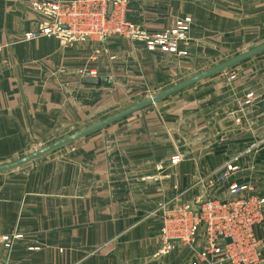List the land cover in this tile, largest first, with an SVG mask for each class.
Instances as JSON below:
<instances>
[{
	"label": "crops",
	"instance_id": "obj_1",
	"mask_svg": "<svg viewBox=\"0 0 264 264\" xmlns=\"http://www.w3.org/2000/svg\"><path fill=\"white\" fill-rule=\"evenodd\" d=\"M14 1L23 6L27 0ZM127 14L150 32L192 20L190 39L180 44L189 55L149 52L144 43L123 37L27 41L23 34L36 24L35 16L0 13V164L30 154L40 141L56 138L111 105L119 78L172 79L184 72L192 56L216 44L212 37L239 30L250 17L262 20L264 0H129ZM88 68L110 81L83 84L84 77H91L85 74ZM221 85L212 96L176 97L167 109L152 110V117L146 113L108 125L35 166L0 173V237L23 234L14 244L13 260L191 264L196 254L186 245L157 255L161 207L195 200L199 190L193 186L201 178L256 143L260 148L239 182L255 181L264 191V59ZM230 115L241 118V124L223 130L220 121ZM171 131L185 144L177 146ZM174 159L179 161L174 164ZM256 232L264 239V225Z\"/></svg>",
	"mask_w": 264,
	"mask_h": 264
},
{
	"label": "built area",
	"instance_id": "obj_2",
	"mask_svg": "<svg viewBox=\"0 0 264 264\" xmlns=\"http://www.w3.org/2000/svg\"><path fill=\"white\" fill-rule=\"evenodd\" d=\"M96 2L100 10L94 16H71L65 3L52 4L55 15L52 26L40 27L29 37L60 36L62 32L72 33L79 25L76 31L80 30L84 34L81 36L86 38L99 35L102 38L111 35L137 37L148 49L163 48L169 52L179 51L180 42L186 38V26L173 32L153 34L124 20V16H118L117 0ZM44 7L40 5L38 9ZM235 121L240 125L242 120L236 117ZM260 145L256 143L235 154L216 172L201 178L198 183L203 192L196 206L176 204L166 210L165 214L170 213L168 219L175 223L172 229L164 228L169 231L166 240H178L191 246L196 254L191 264H264V239L256 232L257 226L264 225V191L255 181L239 182L244 168H250L248 159Z\"/></svg>",
	"mask_w": 264,
	"mask_h": 264
},
{
	"label": "rangeland",
	"instance_id": "obj_3",
	"mask_svg": "<svg viewBox=\"0 0 264 264\" xmlns=\"http://www.w3.org/2000/svg\"><path fill=\"white\" fill-rule=\"evenodd\" d=\"M5 0H0V13H3L4 16H35V20L36 24L34 25L33 28L24 31L23 34V39L30 41V40H36V39H41V38H57L60 40H67L70 42H73L75 39L76 40H84V41H90V42H107L115 37H123V38H127V36H123V35H111L107 38H102L101 35L99 36H92L93 38H86L84 35L81 33V31L79 30V32L76 31L77 27L76 26L73 30L72 33L69 32H62L61 34H59L60 36H53L50 35L48 36V34L46 35H37V37H29L31 36V34L34 33L35 30H38L40 27H51L52 26V22H53V16L54 13L51 10V5L57 2H63L67 5L66 11L71 15V16H94V14L97 12V10L99 9V5L98 2H96V0H27L25 1L24 5H19L20 3H16L14 0L13 3L11 4H5L4 2ZM128 1L129 0H117L118 5H117V13L118 16H124V20L132 22L130 20L127 19L126 16H128L127 14V10H128ZM45 6L44 9L39 10L38 6ZM218 8H223V7H228L229 9H233L235 6H217ZM55 11V10H54ZM17 12L16 15L15 13ZM250 21L246 22L247 24H243L241 28L238 30H234L231 31L230 33H226V34H222L221 36H214L212 37L213 40H215L216 44H213V47H211L210 49H207V51H203L201 52V54L199 55H195L192 56L191 59H189V63L187 65V67L183 68L184 72H178L177 76H174L172 79H156L154 77H151V79H142L139 78L138 75H134V77H129V78H119L116 82L115 88L116 90H118V96H115L116 99L113 101V103L111 105L108 106V104H104L103 110L101 109V111L97 112V114H93V116H88L87 121L85 123L79 124L77 125L75 128H72L71 130H68L62 134H60L59 136H57L56 138L52 139V140H44V141H40L38 143L37 146H35V148L33 149L32 152H35L36 150L41 149L44 146H47L51 143H54L66 136H69L89 125H92L93 123L100 121L102 119L107 118L108 116H111L123 109H126L138 102H141L142 100H145L147 98H149L150 96H153L157 93H159L160 91L166 90L172 86H174L175 84H178L184 80H187L207 69H210L220 63H223L235 56H238L248 50H251L257 46H259L260 44L264 43V15L262 16V20H258L257 22L254 21L253 17H250ZM79 21V20H78ZM193 21L190 19L187 20H178L175 24V26L169 30H165V31H160V32H150V33H168V32H173L174 30H176L177 28H179L180 26H186L187 30H186V38L180 42V44L184 41H188L190 39V31H191V26H192ZM139 25V24H138ZM141 28H143L146 31L145 27H142L141 25H139ZM80 28V27H79ZM84 28V26L82 27ZM131 40L134 41H139L145 44L147 50L149 52H163V53H170V54H176V55H181V56H188V51L187 50H183L180 47L179 44V51L177 52H169L167 50H164L163 48H156L154 50L148 49L147 45L145 42L142 41V39L134 37V38H129ZM264 59V52L254 56L250 59H247L246 61H243L239 64H237L234 67H231L229 69H227L224 72H221L217 75H214L200 83H197L189 88H186L182 91H179L177 93H174L173 95L158 101L148 107H145L144 109L137 111L115 123H112L109 126H117L119 124H126L129 123L130 120H132L133 118H135L136 116H144L146 113L147 115L150 116H146V117H152V115H154L152 110H165L168 107L172 106L175 104V98L176 97H181V96H187L188 99L192 100L193 99H197L200 98L202 96H204L205 98L207 96H212L214 93H216V90L219 88H222L221 83H223V81L226 78H231L233 79H237L239 76V72L240 70L246 68L247 66H249L250 64H252L253 62H256L257 60L260 59ZM85 74L91 76V77H97L98 76V71L96 68H88L85 70ZM95 73V74H92ZM150 82H152V84H149ZM157 108H160L157 110ZM144 116V117H145ZM99 131L97 132L98 134H100ZM174 131H171V135ZM94 133L93 135H91L89 138H92L95 136ZM84 138V137H83ZM85 139H79L76 140L72 143H69L53 152H58V151H62V150H68V148H71L72 146H76L79 144V142H82ZM173 138V137H172ZM174 140V139H173ZM31 152V153H32ZM30 153V154H31ZM239 153L238 151H236L235 154ZM49 154H52L49 153ZM45 155L41 158H48L47 156L49 155ZM28 155V154H27ZM233 155V156H234ZM26 156V155H24ZM22 156V157H24ZM20 157V158H22ZM41 158L36 159L35 161L31 162V163H27L17 169L11 170V171H6V172H18L26 167H31V166H35L37 164V162H40L39 160ZM17 160V159H16ZM179 160V159H178ZM15 161V160H14ZM174 164H176L174 161H172ZM172 169V168H171ZM171 169L168 170L167 174H171ZM173 171V169H172ZM4 173V172H2ZM168 176V175H167ZM169 177V176H168ZM194 188H198L199 193L195 194V200H193L192 202L188 203L185 202L183 204H179V203H166L161 207V213H160V218H161V228L159 231V235L158 237L160 238V241L162 243V246L160 248V250L158 251L157 255L158 256H163L166 254V252H168L174 245H186L188 247L191 248V246L185 244L184 242L178 241V240H166V236L168 234L169 231H165L164 228L168 229H172L175 227V223L172 222L170 219H168V215L170 214H165L166 210L169 207H173L174 205H184V204H189L192 206H196L197 204V200L198 198L201 197V192L202 188H201V184L196 183L194 186ZM201 188V189H200ZM193 189V188H192ZM166 220H168V223L166 222ZM23 234H12V235H7V236H2L0 237V264H18L16 261L13 260L12 258V251L14 248V244L16 242V240L20 239L22 237ZM5 249V250H4ZM32 250H37L39 249L38 247H31ZM193 250V249H192Z\"/></svg>",
	"mask_w": 264,
	"mask_h": 264
},
{
	"label": "water",
	"instance_id": "obj_4",
	"mask_svg": "<svg viewBox=\"0 0 264 264\" xmlns=\"http://www.w3.org/2000/svg\"><path fill=\"white\" fill-rule=\"evenodd\" d=\"M112 10V5L109 7V11ZM264 52V43L260 44L259 46L248 50L238 56H235L223 63H220L210 69H207L187 80H184L178 84H175L174 86L160 91L159 93L150 96L149 98L142 100L141 102H138L126 109H123L111 116H108L105 119H102L100 121H97L95 123H93L92 125H89L69 136H66L54 143H51L47 146L42 147L39 150H36L35 152H32L31 154H28L22 158H19L15 161L9 162V163H4V164H0V173L2 172H6V171H11L14 169H17L27 163H31L33 161H35L38 158H41L69 143H72L76 140H79L95 131H98L102 128L107 127L108 125H111L112 123H115L137 111H140L142 109H144L145 107H148L158 101H161L171 95H173L174 93H177L179 91H182L186 88H189L197 83H200L214 75H217L221 72L226 71L227 69L236 66L237 64L246 61L247 59H250L254 56H257L261 53ZM110 81L108 78L106 77H84L82 79V83L85 85H91V86H100L103 83H106ZM220 125L222 127L223 130H227L229 128H232L236 125V121L234 116L230 115L225 117L224 119H222L220 121ZM172 137L175 141V143L177 144V146H182L185 144V140L183 139V137L177 133V132H173L172 133Z\"/></svg>",
	"mask_w": 264,
	"mask_h": 264
}]
</instances>
